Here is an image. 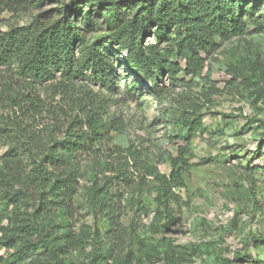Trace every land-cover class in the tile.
Segmentation results:
<instances>
[{
    "label": "rangeland",
    "instance_id": "374dc122",
    "mask_svg": "<svg viewBox=\"0 0 264 264\" xmlns=\"http://www.w3.org/2000/svg\"><path fill=\"white\" fill-rule=\"evenodd\" d=\"M245 8L253 13L244 17V36L203 53L206 66L199 75L180 74L174 86L164 76L168 89L155 95L129 70L98 2L0 0L3 31L38 18H62L68 9L69 19L76 17L88 42L98 41L115 68L116 92L81 82L63 89L56 83L35 85L46 110L32 125L45 138L62 140L71 117L83 118L90 110L104 124L100 155L85 157L79 191L70 204L69 229L76 238H86L83 249L70 254L72 264H90L95 248L103 252V264H264V0L247 1ZM129 15L126 11L124 20ZM152 34L145 36L144 46L156 43ZM173 61L185 66L180 58ZM0 74V84L10 78L4 69ZM200 122L201 129H192ZM131 146L162 175L168 176L179 160L185 185L166 197L153 193L124 208L123 235L114 239L106 234L105 221L92 214L90 188L99 160L110 161L116 147ZM32 213L30 205L0 202V226L7 229V235L0 232L3 261L49 262L36 247L29 258L15 262L23 244L6 246H13L9 239L18 221Z\"/></svg>",
    "mask_w": 264,
    "mask_h": 264
},
{
    "label": "trees",
    "instance_id": "16d2710c",
    "mask_svg": "<svg viewBox=\"0 0 264 264\" xmlns=\"http://www.w3.org/2000/svg\"><path fill=\"white\" fill-rule=\"evenodd\" d=\"M94 1L107 12L112 38L126 53L129 70L155 95L168 89L164 76L174 86L180 74L199 75L206 66L202 54L218 50L221 42L244 36L248 28L244 17L253 13L252 8H245L250 0ZM126 11L132 16L127 21L123 18ZM242 11L245 16L240 15ZM69 14L67 9L59 19L38 18L27 26L0 29V73L4 69L10 75L0 84V152L6 149L0 157V202L33 208L15 226L9 239L13 246L6 245L23 244L15 262L29 258L36 247L44 252L47 264H72L70 254L83 249L86 242L85 235L76 238L69 229V213L79 191L85 157H97L102 149L100 114L90 110L83 118L71 117L62 140L45 138L32 125L46 110L36 84L56 83L63 89L81 82L116 90L117 76L109 55L98 41L88 42L86 31ZM150 33L156 43L144 46ZM173 58L184 60L185 66ZM192 127L198 130L203 124ZM111 156L110 161L98 162L90 207L107 224L106 234L119 239L124 208L153 193L166 197L185 183L179 160L166 176L147 164L135 146L116 147ZM0 232L7 235L1 226ZM94 239L99 243L98 233ZM104 260L103 252L95 248L90 264H103ZM1 263L12 262L0 258Z\"/></svg>",
    "mask_w": 264,
    "mask_h": 264
}]
</instances>
